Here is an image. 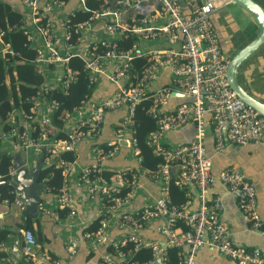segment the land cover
I'll return each instance as SVG.
<instances>
[{
  "label": "built area",
  "instance_id": "built-area-1",
  "mask_svg": "<svg viewBox=\"0 0 264 264\" xmlns=\"http://www.w3.org/2000/svg\"><path fill=\"white\" fill-rule=\"evenodd\" d=\"M19 1L30 15L28 20L23 18L26 27L23 32L36 52L34 63L38 67L37 72L45 77V83L40 91L52 89L48 83L51 74L55 76L56 87L62 88L65 93L70 84L76 81V73L68 66L70 57L75 55H71L66 49L76 46L95 23H101V30L113 37L91 42L84 56L76 54L83 59L82 70L88 75L89 85L94 86L97 76L104 72L109 62L114 65L109 79L114 83L124 80L112 96L91 107L86 106L91 94L86 95L81 107L73 111L78 112L84 108L82 116L74 122L71 121L73 112L64 114L63 120L67 131L64 139L45 142L46 136L54 133L50 112L57 106L56 102L47 104L49 112L40 117L35 116L36 107L31 109L30 114L20 112L22 132L18 131L17 122H8L11 126L8 136L14 140L16 146L22 150L31 148L37 157L47 150L49 156L44 158L46 162L61 166L63 183L57 190L58 202L69 209L71 217L75 212L67 193V180L64 179V174L73 162L64 161L60 155L71 153L75 160L76 144L84 138L99 137L105 114L125 108L128 115L123 119V124L129 126L132 135L131 145L138 157L134 132L131 129V114L142 100L151 101L148 114L155 121L156 128L147 135L146 144L153 155L161 159V163L155 171L143 170V173L148 179L160 183L161 198L153 205L138 211H130L127 208L136 189L135 171H115L108 179L102 176L103 162L109 160L119 148L115 143H107L104 148L92 147L94 164L80 172L79 180L87 188L89 197L98 196L106 200L102 204L97 231L83 234L84 240L91 245L100 243L114 218H117L120 226L128 232L112 243L120 261H114L110 256L104 255L100 264H127L124 262L126 255L120 251V247L128 243L134 245L133 250L140 248L152 250L153 257L150 263L156 260L157 264H165L167 250L174 248L177 250V264H195L197 252L203 246H209L218 255L232 260L235 264H264V255L259 248L246 249L232 243L230 230L220 216L221 199L207 197L209 187L216 179L219 180L231 194H239L237 206L250 222L251 230H261L257 194L253 183L235 167L224 169L216 178L212 174V161L207 157L205 150L206 125L210 128L214 154L223 153L229 145L264 142V117L259 116L238 99L226 79L228 59L220 48L211 22V14L218 9L220 3L216 0H131L129 7L132 14L125 15L119 6L106 7L93 11L84 22L70 26L68 17L56 20L49 15L52 7L62 6L64 2L62 0L43 6L41 0ZM80 1L83 3L82 10H87L85 0ZM181 2L187 10L181 7ZM74 36L76 38L72 40ZM128 36L135 38V42L128 50H119L117 40ZM58 37L63 41L65 50L57 46ZM160 38L168 42L167 48L151 51L139 49L140 43ZM7 52H10V49L5 45L1 53L4 55ZM135 58L147 60V65L136 73L131 64ZM162 68L170 71L171 84L149 91V84ZM175 93L186 97L187 101L173 106L172 109H164L167 100ZM40 94L41 92L38 96ZM38 104L39 102L36 106ZM35 122L40 124L42 132L37 138L32 139V124ZM189 123L194 128L191 143L168 145L165 142V136L169 131L180 129ZM0 139L3 140L1 133ZM9 175L14 180L15 173L12 168ZM171 182L185 192V203L171 204L169 199ZM126 184L129 185V189L125 195L120 196V187ZM190 187H193L195 192L194 209L190 208ZM47 189L51 190L49 186ZM11 196V199L6 198L2 201L23 210L24 204L18 198V194L13 191ZM159 218L166 220L162 229L164 240L161 243L146 241L138 235L139 230L147 222ZM180 226L184 229L177 233ZM17 245L21 247L28 262L39 264L35 253L37 240L31 231L23 230L21 239L14 241V246ZM75 247V240L69 242L68 252L74 253Z\"/></svg>",
  "mask_w": 264,
  "mask_h": 264
},
{
  "label": "crops",
  "instance_id": "crops-1",
  "mask_svg": "<svg viewBox=\"0 0 264 264\" xmlns=\"http://www.w3.org/2000/svg\"><path fill=\"white\" fill-rule=\"evenodd\" d=\"M0 1L9 5L25 20L30 19L29 13L24 10L19 0ZM55 1L58 0H41V4L43 6L46 3ZM115 1V5L117 4L116 6L121 7L125 15L132 14V10L129 7L131 0ZM216 1L220 5L211 14V22L220 48L230 58L255 38L258 33V27L254 23L252 16L240 7L230 2L223 3L228 0ZM254 1L264 8V0ZM81 9H83V3L80 0H67L60 7H52L49 15L52 19L62 20ZM100 24H93L92 29L83 35L82 40L70 49L65 48L63 41L59 37L56 40V44L59 49H66L71 55L84 56L91 42L98 39H112V35L106 34L101 30ZM57 31L61 33L59 28H57ZM168 46V42L164 38H160L155 41L140 43L139 49L151 51L164 49ZM113 70L114 65L109 62L106 64L104 72L97 76L92 93L86 103L87 107H91L102 99L112 96L118 86L123 83L124 80L114 83L109 79ZM54 78L53 74L48 77L49 87L51 88L56 87ZM237 79L239 84L251 96L264 103V43L240 65ZM171 82L172 75L170 71L167 68H162L158 70L156 78L149 84L148 90L152 91L162 86L170 85ZM173 106L174 101L170 97L164 105V109L169 110ZM35 107L36 117L49 112L47 103H39ZM83 109L71 114L72 122L82 116ZM127 115L128 112L125 108L107 112L101 126L100 136L97 138H84L76 144L75 160L67 173L64 174V179L67 180V193L75 212L74 216L71 217L69 209L60 205L58 192L54 193L52 189H47L50 178L40 182L42 189L39 212L32 223V233L37 240L35 249L37 263L100 264L104 255L110 256L114 261H120V257L115 253L112 243L128 232L120 226L117 218L111 220L100 243L91 245L83 238V234L91 233L88 230L92 228L96 221L100 220L102 204L106 202V200H102L98 196L90 198L87 188L79 180L81 170L94 164V158L91 153L92 147L99 146L104 148L107 143H115L119 147L109 160L103 162V173L111 175L115 171L131 170L137 174L135 193L127 206L130 211H138L143 207L151 206L161 198L160 183L148 179L139 168V158L131 145L132 135L129 126L123 124V119ZM21 120V113L17 110L11 112L7 119L8 122H21ZM1 129L2 125H0V133ZM193 138L194 128L189 123L180 129L169 131L165 136V142L168 145L189 144L193 141ZM1 148L4 151H8L10 155L15 154L20 149L8 135L3 136ZM38 158L34 155L31 148L23 150L21 153V160L26 159L28 168H32ZM42 164L45 166L49 165L45 159ZM228 167L237 168L253 183L257 194L258 213L262 224L261 230L258 231L261 232L258 233V231L251 230L250 222L238 209L237 201L239 195L237 193L231 194L219 180L216 179L209 187L207 197L209 199L215 197L221 199L222 211L220 216L230 230L232 243L237 247L246 249L259 247L264 254V142L229 145L223 153L213 156L212 174L218 176ZM12 171L16 173L13 167ZM189 193L191 194L190 208L194 209L196 208V200L193 187L189 188ZM23 212L24 209L21 210L14 204L0 200V238L6 233V240H0V249L6 253L5 262L9 264H17L18 261L25 258L21 247L18 245L14 246V241L20 240L21 232L25 230L21 228L24 221ZM165 224V218L151 220L139 230L138 235L146 241L161 243L164 240L162 229ZM182 230L183 226H180L177 233ZM73 240L76 241V247L74 253L70 254L67 246ZM183 250L186 251V248ZM16 254L18 255L16 256ZM147 264H156V260ZM196 264L235 263L218 255L209 246H203L197 253Z\"/></svg>",
  "mask_w": 264,
  "mask_h": 264
},
{
  "label": "trees",
  "instance_id": "trees-1",
  "mask_svg": "<svg viewBox=\"0 0 264 264\" xmlns=\"http://www.w3.org/2000/svg\"><path fill=\"white\" fill-rule=\"evenodd\" d=\"M66 2L67 0H62ZM112 0H85L84 5L87 10H78L68 17L70 26L79 24L87 20L93 11L111 6ZM22 16L14 11L9 5L0 1V125H2L1 136L10 134L11 126H9L7 118L13 111L30 114L31 109H34L36 103L51 104L56 102L57 106L52 108L50 112V120L54 133L47 135L45 142H50L52 139H64L66 137V129L63 120V115L71 114L73 111L81 107V102L86 95L92 93L93 87L88 83V75L83 72V59L77 55L70 57L68 66L71 71L76 73L77 79L71 83L67 92L62 88L56 87L47 91H40L45 83V77L37 72V65L34 63L36 52L33 46L27 41L23 30L25 29ZM76 36L72 38L75 40ZM74 42V41H73ZM135 42V38L130 36L117 40V48L119 50H128ZM7 45L10 52L1 53L3 47ZM134 73L138 72L142 67L147 65L145 58H135L131 62ZM41 94L38 96V93ZM150 99L142 100L134 107L131 114L133 137L135 139V147L138 149L139 168L141 171H155L161 163V159L153 155L151 149L146 144L147 135L155 128V121L149 116L148 109L150 107ZM31 132V138H37L41 132V126L35 122ZM17 129L23 131L21 122L17 121ZM0 139V200L9 198L14 191L12 182L13 177L9 175L12 168L11 155L8 151L1 148ZM44 151V158L49 154ZM60 158L64 161L73 162L74 158L71 153H62ZM106 179L110 174L102 173ZM50 178L48 186L54 193L62 186L63 174L61 166L50 162L47 168L42 170L39 175V182ZM131 178V177H129ZM129 185L120 187V196L127 193ZM169 199L171 204L180 205L185 203L186 198L184 192L176 188L171 182L169 185ZM37 215H27L23 212V223L21 228L33 231L32 223ZM100 220L96 221L88 232L94 233L97 231ZM184 229V228H183ZM6 234V233H5ZM5 234L0 238L5 241ZM133 244L128 243L120 247V251L125 253L124 262L135 264H147L152 260V250L148 248H140L133 250ZM6 253L0 249V263L5 262ZM177 250L170 248L167 250V261L165 264H177ZM17 264H32L25 258L18 261Z\"/></svg>",
  "mask_w": 264,
  "mask_h": 264
},
{
  "label": "water",
  "instance_id": "water-1",
  "mask_svg": "<svg viewBox=\"0 0 264 264\" xmlns=\"http://www.w3.org/2000/svg\"><path fill=\"white\" fill-rule=\"evenodd\" d=\"M230 3L240 7L244 11L248 12L256 26L258 27V33L255 38L237 51L230 58L223 54L228 59V65L226 70V79L230 89L234 92L236 97L240 99L246 106L252 108L259 116L264 117V103L251 96L238 82L237 74L240 65L251 55H253L264 43V8L254 0H228ZM111 6L116 1L112 0ZM126 6V5H125ZM181 7L186 9V6L181 2ZM222 50V49H221ZM174 106L181 102L187 101L186 97H181L179 94L172 95ZM204 140L206 155L213 161L214 152L211 150V132L209 126L204 128ZM22 148H20L15 154L11 155L13 160V169L16 171L12 186L14 191L18 194L19 199L24 204V212L27 215H37L39 212V205L41 200L42 184L39 182V175L42 170L48 167L43 165L44 155H41L35 162L32 168L27 167L26 159L21 160ZM216 178V176L213 174ZM239 195V194H238ZM261 231H258L260 233ZM259 248V247H258ZM260 249V248H259ZM198 253V252H197ZM18 254H16L17 256ZM264 255V254H263ZM197 256V254H196ZM158 262L156 261V264ZM1 264V263H0ZM196 264V258H195Z\"/></svg>",
  "mask_w": 264,
  "mask_h": 264
},
{
  "label": "bare ground",
  "instance_id": "bare-ground-1",
  "mask_svg": "<svg viewBox=\"0 0 264 264\" xmlns=\"http://www.w3.org/2000/svg\"><path fill=\"white\" fill-rule=\"evenodd\" d=\"M117 5V4H116Z\"/></svg>",
  "mask_w": 264,
  "mask_h": 264
}]
</instances>
